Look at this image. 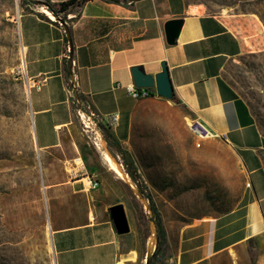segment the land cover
Instances as JSON below:
<instances>
[{"label":"crops","instance_id":"obj_1","mask_svg":"<svg viewBox=\"0 0 264 264\" xmlns=\"http://www.w3.org/2000/svg\"><path fill=\"white\" fill-rule=\"evenodd\" d=\"M70 1L23 0L18 21L22 65L30 81L42 84L28 90L37 150L70 151L73 162L81 160L77 167L71 165L68 179L52 189L72 196L62 198L63 205H77V210L61 211L53 201L56 222L67 218L79 222L53 230L55 263L147 261L149 243L143 246L133 230L119 236L109 218L110 207L126 205L115 182L98 172L101 186L89 190L76 176L79 168L89 171L85 162L91 160L90 141L81 131L85 113L103 127L108 116L119 115L118 125L107 127L108 139L117 156H122L118 147L124 151L139 182L149 188L175 187L180 152L168 146H175L183 135L194 140L190 121L202 120L225 136L227 142H221L231 148L239 172L235 207L184 225L180 221L166 225L168 250L162 249V257L167 258L165 264H263V255L253 262L249 246L264 242V136L247 102L225 78L228 67L254 49L247 28L253 23L233 16L239 32L223 15L209 14L187 0H89L70 8L63 19L46 5ZM178 19L184 21L183 28L176 44L169 45L165 25ZM163 63L178 103L159 96L135 100L127 89L135 85L133 69L156 76ZM74 81L75 99L68 92ZM167 113L176 116H162ZM155 135L163 136L162 147L150 145Z\"/></svg>","mask_w":264,"mask_h":264},{"label":"rangeland","instance_id":"obj_2","mask_svg":"<svg viewBox=\"0 0 264 264\" xmlns=\"http://www.w3.org/2000/svg\"><path fill=\"white\" fill-rule=\"evenodd\" d=\"M22 1L0 0V264H56L51 246L53 230L57 226L79 222L72 218L56 222L51 209L53 201L61 211L62 208L77 210V205H63L61 199L72 196L68 192L54 193L52 189L68 179L71 165L76 166L78 162L72 161L70 151L40 153L35 145L27 87L16 76L22 66L18 33ZM187 2L209 14L232 18L241 15L253 23L247 28L248 37L254 41V49L232 63L225 72V78L247 102L264 136V0ZM236 25L241 29L238 23ZM169 115L172 114L162 116ZM96 124L97 120L92 115H86L81 123V131L91 144V160L89 164L85 162L88 172L94 176L103 172L115 182L126 201L127 206H124L127 207V216L129 212L131 231L144 246L151 243L154 236L152 221L156 220V215L147 213L129 185L116 179L117 175L109 170L99 140H106L110 152L122 164L123 157L117 156L112 141L106 136L108 128L101 129ZM155 136L156 140L150 145L162 147L165 144L163 136ZM168 148L179 149L180 152V166L174 173L175 187L149 188L143 181L139 182L145 194H152L164 226H172L177 221L184 225L196 219L218 216L235 207L239 172L228 145L212 140L198 147L194 140L190 142L189 137L183 135L180 142ZM140 193L146 199L145 194ZM157 244L154 258L165 264L167 258L163 259V250L160 255L157 253L159 240ZM249 248L253 262L258 255L264 256V242L253 241Z\"/></svg>","mask_w":264,"mask_h":264},{"label":"water","instance_id":"obj_3","mask_svg":"<svg viewBox=\"0 0 264 264\" xmlns=\"http://www.w3.org/2000/svg\"><path fill=\"white\" fill-rule=\"evenodd\" d=\"M183 25H184V21L182 19L172 20L166 23L165 32H166L167 43L169 45L176 44V41L180 36ZM132 73H133V79H134V83L136 87L146 88V89H155L159 97L164 98L169 101H173L174 96H175L174 89H173L172 81L170 78L169 69L166 63L162 64V72L156 76L146 74L145 71L139 67L134 68ZM149 207L151 209V206ZM108 212H109V218L113 222L117 234L119 236H125V235L130 234L131 227H130V223L128 220L125 206L123 204L112 206L109 208ZM151 212H153L152 209H151ZM152 224H154L153 234L154 236H156L157 228H156L155 222L152 221ZM157 236H158V233H157ZM157 242L154 244L153 252L152 254L149 255L148 260L146 261V264H149L151 257L154 256V252L157 247ZM151 243H152V238H151Z\"/></svg>","mask_w":264,"mask_h":264},{"label":"built area","instance_id":"obj_4","mask_svg":"<svg viewBox=\"0 0 264 264\" xmlns=\"http://www.w3.org/2000/svg\"><path fill=\"white\" fill-rule=\"evenodd\" d=\"M20 17L18 18L19 21ZM17 79L22 80L25 82L27 90L31 88H38L40 89L42 84L34 81H30V79L27 76L25 67L22 65L18 72L16 73ZM78 86L74 82H70L68 85V92L71 95L72 98L75 99V93ZM128 92L129 94L135 99V100H141V99H149L158 97V94L156 92L155 95H152L149 90L146 88H138L135 85L128 86ZM81 114V111H80ZM82 117L85 118L86 114H82ZM92 119L91 117H89ZM120 120V117L118 114H113L107 117V127L108 128H114L118 125ZM100 123L97 122L96 127ZM189 129L191 130V135L194 138L195 145L198 147H202L205 142L212 141V140H220L223 142H227L226 137L223 135H220L216 132H214L208 124H206L204 121L199 119H193L188 123ZM97 134V133H96ZM77 162V161H76ZM78 164H76V167ZM76 176L79 180H82L83 187L87 188L89 190H95L98 189L101 186V183L98 179H96L93 175H91L88 171H86L85 168H79L76 172Z\"/></svg>","mask_w":264,"mask_h":264},{"label":"trees","instance_id":"obj_5","mask_svg":"<svg viewBox=\"0 0 264 264\" xmlns=\"http://www.w3.org/2000/svg\"><path fill=\"white\" fill-rule=\"evenodd\" d=\"M87 1H89V0H73V1L61 3V4H52L50 2H46V5L48 7V10L51 13H53V15L55 17L63 19L61 17L62 14L67 13L70 10V8H72V7L84 5ZM147 90H149L152 95L156 94L155 89H147ZM173 101L175 103H178L175 96H174ZM99 126L101 129L104 128L101 124H99ZM106 136L108 138H111L109 133H106ZM118 149H119L120 153L122 154L123 164H124L128 174H129L130 178L134 181V183L137 185L139 190L142 191L143 194H145L143 187L139 186V173L136 171L135 165L128 161L124 151L120 147H118ZM145 197L149 201V204L151 206L153 213L156 215V218H155L156 220L154 222H155V225L157 228L158 239H159V249H158L157 253H158V255H160L162 249L168 250L166 229H165L161 214L158 210V207L154 201L152 194L151 193L145 194ZM0 231H1V229H0ZM0 245H1V240H0ZM149 264H163V262L158 261L156 258H154V256H152L150 261H149Z\"/></svg>","mask_w":264,"mask_h":264},{"label":"bare ground","instance_id":"obj_6","mask_svg":"<svg viewBox=\"0 0 264 264\" xmlns=\"http://www.w3.org/2000/svg\"><path fill=\"white\" fill-rule=\"evenodd\" d=\"M46 14H48L49 16H51L52 18L53 15L49 12V11H44ZM224 14V13H222ZM223 19L225 20V22L234 30H237L239 32H241L240 28L236 25V23L234 22V19L232 17H230L229 15H224ZM246 43L249 46L250 43L248 41V39H246ZM28 93V90H27ZM189 129V126H188ZM189 131L191 132V130L189 129ZM98 144L100 146V148L102 150H104L103 156H104V160L107 163L109 169L114 172L123 182H125L127 185H129V187L131 188V190L135 193V195L139 198L140 203L143 204V206L145 207V210L148 212H151V209L149 207V203L148 201L140 194L139 189L137 187V185L134 183V181L130 178L129 174L126 172L125 167L123 166V164L117 159L116 156H114L108 147V144L106 142L105 139H101L98 141ZM98 146V147H99ZM78 163H80V159L77 160ZM153 228V227H152ZM154 230V229H153ZM157 237L153 236L152 237V243L148 244V252H147V260L150 254H152L153 249H154V244L157 242ZM158 245V244H157ZM54 252V251H53Z\"/></svg>","mask_w":264,"mask_h":264}]
</instances>
